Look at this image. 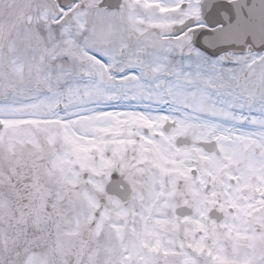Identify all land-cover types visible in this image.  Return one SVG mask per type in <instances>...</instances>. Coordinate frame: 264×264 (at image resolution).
I'll list each match as a JSON object with an SVG mask.
<instances>
[{"label":"snow or ice","instance_id":"6c2138e0","mask_svg":"<svg viewBox=\"0 0 264 264\" xmlns=\"http://www.w3.org/2000/svg\"><path fill=\"white\" fill-rule=\"evenodd\" d=\"M0 264H264V0H0Z\"/></svg>","mask_w":264,"mask_h":264}]
</instances>
